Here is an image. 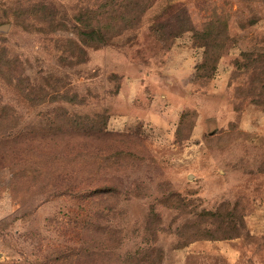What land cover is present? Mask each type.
I'll return each instance as SVG.
<instances>
[{
  "label": "rangeland",
  "instance_id": "1",
  "mask_svg": "<svg viewBox=\"0 0 264 264\" xmlns=\"http://www.w3.org/2000/svg\"><path fill=\"white\" fill-rule=\"evenodd\" d=\"M128 7L0 0V264H264V0Z\"/></svg>",
  "mask_w": 264,
  "mask_h": 264
},
{
  "label": "trees",
  "instance_id": "2",
  "mask_svg": "<svg viewBox=\"0 0 264 264\" xmlns=\"http://www.w3.org/2000/svg\"><path fill=\"white\" fill-rule=\"evenodd\" d=\"M129 5H136L134 7H128L126 14L123 16V26L120 28V33L126 29H129L133 25V19L135 14L138 18L141 17L149 8L153 6L156 0H127ZM116 24H104L102 21L98 22L97 25L92 27L90 32H79V37L83 41V44L90 43L93 47H99L101 45L108 44L114 33H117ZM96 225V226H95ZM101 227V223L96 219H89L84 223L81 230L85 228L83 235L86 231ZM93 237L95 242L99 241L100 238L94 234ZM82 259L83 256H88L92 260V264H141L142 258L137 256V252H131L123 254L118 252L114 246L104 247V246H91L81 247L77 253Z\"/></svg>",
  "mask_w": 264,
  "mask_h": 264
},
{
  "label": "water",
  "instance_id": "3",
  "mask_svg": "<svg viewBox=\"0 0 264 264\" xmlns=\"http://www.w3.org/2000/svg\"><path fill=\"white\" fill-rule=\"evenodd\" d=\"M7 27H8V24H5V25L3 26V28H5V29H6Z\"/></svg>",
  "mask_w": 264,
  "mask_h": 264
}]
</instances>
